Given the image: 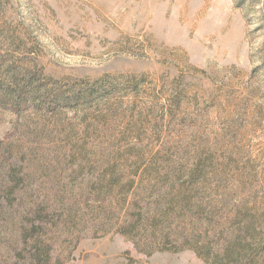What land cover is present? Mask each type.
Returning <instances> with one entry per match:
<instances>
[{"label": "rangeland", "instance_id": "374dc122", "mask_svg": "<svg viewBox=\"0 0 264 264\" xmlns=\"http://www.w3.org/2000/svg\"><path fill=\"white\" fill-rule=\"evenodd\" d=\"M0 264H264V0H0Z\"/></svg>", "mask_w": 264, "mask_h": 264}, {"label": "trees", "instance_id": "16d2710c", "mask_svg": "<svg viewBox=\"0 0 264 264\" xmlns=\"http://www.w3.org/2000/svg\"><path fill=\"white\" fill-rule=\"evenodd\" d=\"M8 94H10V93H8ZM10 95H12L11 96V98L12 99H18L19 97L16 95V94H10ZM56 100H59V97L57 96L56 97ZM154 225V224H153ZM157 227H158V223L154 226V228H156L155 230L157 231ZM123 235L124 236H126V237H130V232L129 231H124L123 232ZM161 237V236H160ZM161 240H159L157 243H155V244H159V245H161V244H165L166 242H167V240H166V236H164V237H162V238H160ZM197 244L198 245H200V242L198 241L197 242ZM201 248H203V246H201ZM194 250H195V253L200 257V258H204V254L202 253V252H199L198 250H197V248H193ZM140 253H142V254H147V255H151L153 252H140Z\"/></svg>", "mask_w": 264, "mask_h": 264}]
</instances>
